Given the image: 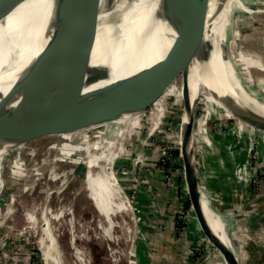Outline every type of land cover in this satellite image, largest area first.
<instances>
[{
    "label": "bare ground",
    "instance_id": "bare-ground-1",
    "mask_svg": "<svg viewBox=\"0 0 264 264\" xmlns=\"http://www.w3.org/2000/svg\"><path fill=\"white\" fill-rule=\"evenodd\" d=\"M21 1L10 0V8L6 16L0 20V74H11L7 73L8 70H19L23 67L35 53L40 38L56 28L86 32L97 27L92 65H103L111 71L110 76L101 83L135 74L152 65L161 56L159 34L163 20L154 13L158 0H129L125 3H122V0H82L75 5V8L89 7L92 11H89L85 20L74 22L73 25L69 22L71 12L64 10L67 14L56 17L62 11H48L47 6L44 5L45 0H31L15 9ZM94 7L100 10L99 14L93 10ZM263 8L264 0H227L205 30L202 38L176 62L173 67L175 76L171 82L166 85L159 83L150 89L144 100L146 104L151 103L156 107L155 125L160 124L166 117V98L173 97L176 105H183L178 135L181 142V129L190 121L193 105L197 103L199 97H203L202 102L207 105V113L201 119L196 117L195 120V153L201 151L197 144L205 143L211 146L212 141L207 134L205 124L213 117L235 118L238 135L254 131L253 127L242 120L240 117L242 113L232 104V100H238L247 107L264 114V97L260 95L258 89L252 87L254 83L252 72H264V43L260 42L254 47L251 43L247 45L248 41L244 39L247 34L257 33L249 23L257 22L256 17L264 12ZM240 19L243 20L240 21ZM243 22L246 25L248 23V26H243ZM238 34L242 36L239 37ZM242 38L244 41L240 43ZM259 79V89L264 92V77ZM10 88L11 84L0 86V90L4 93H7ZM187 94L190 98L186 110ZM141 97L142 95H138L135 98L110 104L105 109L72 116L58 124L11 121L8 129L0 130V202L5 199L2 196L4 191L2 179L6 164L9 163L16 173L23 164L35 159L37 148L32 147L33 144L56 138L58 139L56 143H47L49 154L56 151L54 162L67 159L80 166L79 171L83 174L85 181V194L98 214L97 223L101 237L110 243L112 255H116L118 251L114 247H118L126 236V229L118 222V219L131 210V204L115 174V162L124 148L120 145H116L115 148L112 141L116 137L121 138L135 133L136 128L141 126L146 109H143L142 105L135 106L136 101H140ZM140 109L143 110L140 111ZM123 125L125 128L121 129ZM260 133L264 139V131ZM48 147L44 145L43 149L48 150ZM50 159L49 155L48 163L44 160L38 163L40 164L38 166L52 164ZM66 177H68V171L58 172L57 169L54 171L50 169L45 177L49 181L45 199L51 192L50 181L59 184L56 191H62L67 184ZM45 178L43 176V179ZM203 194L201 208L202 212L210 217L211 222L205 215L208 224L221 236L233 253V261L225 260L224 264H243L238 253L239 246L237 247L233 242L234 233L239 232L233 221L234 217L217 212L207 193L204 191ZM14 196V194L11 195L8 206L6 203L2 205V209L5 206L6 211L0 217V227L14 213L13 204L16 201ZM46 204L39 209L40 216L35 212L26 213L25 226L35 234L40 233L37 244L45 264H66L62 243L59 242L61 232L55 224L65 221L63 219L73 215L74 212L66 206L53 211L49 203L46 202ZM53 223H55L54 226ZM70 223L73 225L71 244L75 249V255L80 264H85L86 259H83L84 255L76 245L78 240H85L84 236L78 238L73 219ZM120 229L123 233L119 231ZM244 244L242 243L240 247ZM216 255L221 256L219 253Z\"/></svg>",
    "mask_w": 264,
    "mask_h": 264
},
{
    "label": "rangeland",
    "instance_id": "rangeland-1",
    "mask_svg": "<svg viewBox=\"0 0 264 264\" xmlns=\"http://www.w3.org/2000/svg\"><path fill=\"white\" fill-rule=\"evenodd\" d=\"M256 19V23L249 25L257 33L244 36L247 45L251 43L254 47L260 42L264 43V12L258 14ZM243 26L247 27L248 23ZM252 76V87L264 97L258 85L264 72L253 71ZM202 100L203 97L197 100V119L207 113V105ZM182 107L174 103L173 97L166 98L165 120L155 125L157 111L156 107L150 105L135 133L116 137L112 141L115 148L118 145L124 148L115 162V174L131 204V210L118 219L126 229V236L118 247H114L118 251L116 255H112L110 243L101 237L98 214L85 194L80 166L67 159L54 162L56 151L49 154L47 143L54 144L58 139L33 144L32 147L37 148L35 159L23 164L16 173L7 163L2 179L6 194L0 202V217L6 211L5 206L2 209L3 203L8 206L12 194L16 201L13 204L14 213L0 227V264H45L37 244L40 233L38 235L26 229L25 222L26 213L35 212L40 216L39 209L46 202L53 211L66 206L74 212L63 219L65 221L53 223L61 232L59 242L62 243L66 264H80L71 244L72 219L76 235L78 238L84 236L85 239L78 240L76 244L84 255L83 259H86L85 264H224L225 259L217 247L210 240L207 242L206 232L201 229L188 194L185 164L178 138ZM223 118L216 116L205 124L211 146L197 144L201 150L196 155L199 183L217 212L234 217L239 232L234 233L233 242L239 246L242 263L264 264V139L260 133L264 129L247 124L254 131L238 135L235 128L237 120ZM124 128L125 125L121 127ZM44 145L48 150L43 149ZM176 150L180 156L172 154ZM49 155L52 164L48 167L38 166L44 160L48 163ZM51 168L52 171H68V177L62 191H56L59 184L50 181L51 192L47 201L45 197L49 181L45 177ZM119 231L123 233L121 229ZM242 243L245 244L240 247Z\"/></svg>",
    "mask_w": 264,
    "mask_h": 264
},
{
    "label": "water",
    "instance_id": "water-1",
    "mask_svg": "<svg viewBox=\"0 0 264 264\" xmlns=\"http://www.w3.org/2000/svg\"><path fill=\"white\" fill-rule=\"evenodd\" d=\"M29 1L22 0L15 9ZM81 1L45 0L44 5L48 11H62L56 17L71 12L69 22L73 25L74 22L85 20L89 11H92L89 7L75 8ZM226 1L158 0L154 13L163 20L159 34L160 58L135 74L106 83L101 81L110 76L109 68L92 65L97 27L86 32H75L68 28L54 29L40 38L35 53L23 67L8 70L7 73L11 74H0V86L11 84L7 93L0 90V130L8 129L11 121L58 124L72 116L105 109L110 104L138 95L142 97L136 101L135 106L142 105L146 109L151 105L144 101L150 89L159 83L166 85L171 82L175 76L173 67L176 62L202 38ZM10 5V0H0V20L6 16ZM64 10L67 12L64 13ZM93 10L99 14V9L94 7ZM189 98V95L186 96V110ZM232 104L241 111L243 121L264 129V114L238 100H232ZM196 109L197 103L191 109L187 126L181 129L180 150L185 164L187 190L196 218L208 240L217 247L226 261H233L230 247L208 224L201 208L204 194L198 179L194 149ZM5 194L3 191L2 196Z\"/></svg>",
    "mask_w": 264,
    "mask_h": 264
},
{
    "label": "trees",
    "instance_id": "trees-1",
    "mask_svg": "<svg viewBox=\"0 0 264 264\" xmlns=\"http://www.w3.org/2000/svg\"><path fill=\"white\" fill-rule=\"evenodd\" d=\"M173 155H175V156H180L181 154H180V152L179 151H174L173 153H172Z\"/></svg>",
    "mask_w": 264,
    "mask_h": 264
},
{
    "label": "crops",
    "instance_id": "crops-1",
    "mask_svg": "<svg viewBox=\"0 0 264 264\" xmlns=\"http://www.w3.org/2000/svg\"><path fill=\"white\" fill-rule=\"evenodd\" d=\"M196 155H197V153H196ZM201 226V225H200ZM198 230L200 229V228H197Z\"/></svg>",
    "mask_w": 264,
    "mask_h": 264
}]
</instances>
